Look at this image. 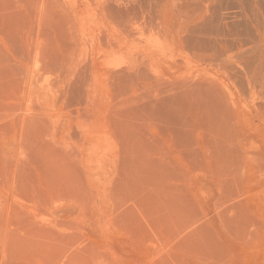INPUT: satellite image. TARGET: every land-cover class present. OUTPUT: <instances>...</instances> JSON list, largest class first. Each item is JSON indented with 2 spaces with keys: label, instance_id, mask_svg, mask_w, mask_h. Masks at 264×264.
<instances>
[{
  "label": "rangeland",
  "instance_id": "rangeland-1",
  "mask_svg": "<svg viewBox=\"0 0 264 264\" xmlns=\"http://www.w3.org/2000/svg\"><path fill=\"white\" fill-rule=\"evenodd\" d=\"M0 264H264V0H0Z\"/></svg>",
  "mask_w": 264,
  "mask_h": 264
},
{
  "label": "bare ground",
  "instance_id": "bare-ground-1",
  "mask_svg": "<svg viewBox=\"0 0 264 264\" xmlns=\"http://www.w3.org/2000/svg\"><path fill=\"white\" fill-rule=\"evenodd\" d=\"M98 1H99V0H96V2H98ZM123 60H124V59H123ZM112 64H113V62H112ZM117 64L120 65L121 62H120V61H119V62L117 61V63H115V65H117Z\"/></svg>",
  "mask_w": 264,
  "mask_h": 264
}]
</instances>
